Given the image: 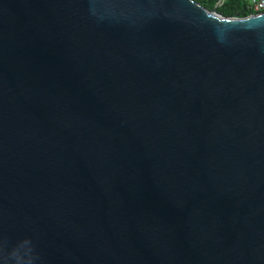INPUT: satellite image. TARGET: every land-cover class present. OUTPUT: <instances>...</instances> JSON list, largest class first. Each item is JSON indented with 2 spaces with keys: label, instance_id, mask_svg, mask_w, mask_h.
Returning a JSON list of instances; mask_svg holds the SVG:
<instances>
[{
  "label": "water",
  "instance_id": "water-1",
  "mask_svg": "<svg viewBox=\"0 0 264 264\" xmlns=\"http://www.w3.org/2000/svg\"><path fill=\"white\" fill-rule=\"evenodd\" d=\"M0 264H264V13L0 0Z\"/></svg>",
  "mask_w": 264,
  "mask_h": 264
},
{
  "label": "trees",
  "instance_id": "trees-1",
  "mask_svg": "<svg viewBox=\"0 0 264 264\" xmlns=\"http://www.w3.org/2000/svg\"><path fill=\"white\" fill-rule=\"evenodd\" d=\"M204 8L212 11L216 8L218 14L223 17L245 18L256 14L251 8V0H194Z\"/></svg>",
  "mask_w": 264,
  "mask_h": 264
},
{
  "label": "built area",
  "instance_id": "built-area-1",
  "mask_svg": "<svg viewBox=\"0 0 264 264\" xmlns=\"http://www.w3.org/2000/svg\"><path fill=\"white\" fill-rule=\"evenodd\" d=\"M251 8L257 13H264V0H251Z\"/></svg>",
  "mask_w": 264,
  "mask_h": 264
}]
</instances>
